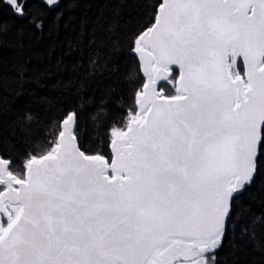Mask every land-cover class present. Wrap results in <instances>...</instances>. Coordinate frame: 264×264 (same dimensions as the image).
<instances>
[{
	"label": "snow or ice",
	"instance_id": "obj_1",
	"mask_svg": "<svg viewBox=\"0 0 264 264\" xmlns=\"http://www.w3.org/2000/svg\"><path fill=\"white\" fill-rule=\"evenodd\" d=\"M133 51L146 81L110 157L74 110L22 171L0 156V264H215L264 155V0H162Z\"/></svg>",
	"mask_w": 264,
	"mask_h": 264
},
{
	"label": "trees",
	"instance_id": "obj_2",
	"mask_svg": "<svg viewBox=\"0 0 264 264\" xmlns=\"http://www.w3.org/2000/svg\"><path fill=\"white\" fill-rule=\"evenodd\" d=\"M161 2L61 0L49 9L27 0L18 17L0 0V156L13 160L14 171L29 153L46 151L71 110L82 150L110 157L108 133L125 125L144 82L134 39ZM228 224L215 264H264V155Z\"/></svg>",
	"mask_w": 264,
	"mask_h": 264
},
{
	"label": "water",
	"instance_id": "obj_3",
	"mask_svg": "<svg viewBox=\"0 0 264 264\" xmlns=\"http://www.w3.org/2000/svg\"><path fill=\"white\" fill-rule=\"evenodd\" d=\"M27 0H18V4H21V5H23L24 6V3L26 2ZM42 3H44L45 5H47L46 4V2H45V0H40ZM61 2V0H59V3ZM59 3L57 4V5H55V6H48V8H50V9H53V8H55V7H57L58 5H59ZM12 8V7H11ZM12 10H13V8H12ZM14 11V10H13ZM24 12V11H23ZM15 13V12H14ZM15 15L16 16H18V17H22V16H20V15H17L16 13H15ZM132 52L138 57V60H139V54L138 53H135L133 50H132ZM139 62H140V67H141V72H142V74H143V76H144V78H145V81H146V76L144 75V73H143V71H142V62L139 60ZM144 81V82H145Z\"/></svg>",
	"mask_w": 264,
	"mask_h": 264
},
{
	"label": "rangeland",
	"instance_id": "obj_4",
	"mask_svg": "<svg viewBox=\"0 0 264 264\" xmlns=\"http://www.w3.org/2000/svg\"><path fill=\"white\" fill-rule=\"evenodd\" d=\"M144 77V76H143ZM144 81H145V78H144ZM144 83V82H143ZM161 87H165L166 89H168V85H166V84H162L161 85ZM169 91H171L170 89H169ZM136 110V109H135Z\"/></svg>",
	"mask_w": 264,
	"mask_h": 264
},
{
	"label": "clouds",
	"instance_id": "obj_5",
	"mask_svg": "<svg viewBox=\"0 0 264 264\" xmlns=\"http://www.w3.org/2000/svg\"><path fill=\"white\" fill-rule=\"evenodd\" d=\"M27 119H29V120H31V119H32V116H31V114H28V115H27Z\"/></svg>",
	"mask_w": 264,
	"mask_h": 264
},
{
	"label": "bare ground",
	"instance_id": "obj_6",
	"mask_svg": "<svg viewBox=\"0 0 264 264\" xmlns=\"http://www.w3.org/2000/svg\"><path fill=\"white\" fill-rule=\"evenodd\" d=\"M7 6H8V5H7ZM8 8H9V7H8ZM11 9H12V8H11ZM49 9H50V8H49ZM10 11H12V10H10ZM12 12L14 13V11H12ZM13 15L15 16V14H13ZM23 16H24V15H23ZM23 16H22V17H23Z\"/></svg>",
	"mask_w": 264,
	"mask_h": 264
}]
</instances>
